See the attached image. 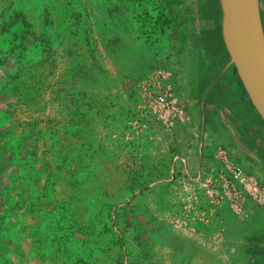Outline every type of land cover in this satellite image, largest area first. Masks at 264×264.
Segmentation results:
<instances>
[{"label": "rangeland", "instance_id": "1", "mask_svg": "<svg viewBox=\"0 0 264 264\" xmlns=\"http://www.w3.org/2000/svg\"><path fill=\"white\" fill-rule=\"evenodd\" d=\"M64 1L44 0L41 8L38 0H0V20L6 10L17 6L28 25L15 29L0 25V264L17 263L21 247L24 264L180 262L174 255L159 253L154 245L170 239L160 217H170L173 223L194 218L192 224L196 225L198 219L224 207L223 202L234 214L240 213L233 206L239 203L241 214L251 220L246 244L227 258L232 263L264 264V203L254 196V186L264 189V183L249 170L236 179L229 173L223 178L205 162L202 178L191 184L178 167L169 190L156 186L135 195L167 176L163 171L166 157L149 120L156 118L160 123L152 105L162 89L173 87L176 67L174 36L155 24L159 0H86L108 6L109 17L116 20L99 26L106 30L101 33L106 45L96 43L98 27L67 25ZM199 4L208 6L201 18L219 22L217 0H199ZM259 6L264 27V0H259ZM39 14L44 21L34 22ZM133 38L131 46L129 39ZM85 39L92 43L81 46ZM132 47L140 54L136 65L129 58ZM98 49L113 54L116 65L118 55L124 56L120 61L126 71L116 75L117 91L92 97L83 92L85 86L92 89L85 77L80 84L76 82L77 87H63L67 57L72 59L71 70L80 73L89 62L82 57V67L80 54L93 55ZM134 68L135 74L130 75ZM206 118L204 130L221 135L209 113ZM182 120L173 126H184L186 115ZM134 121L139 129L145 126L156 136L152 158L136 155L130 140L122 143L123 153L117 152L119 140ZM201 124L200 118V129ZM173 128L163 129L164 134L171 136ZM207 136L204 134L203 155L219 164V148L206 147ZM142 143L135 145L138 152ZM193 151V145H188L184 152L189 170L194 169ZM91 181L97 183L96 190L86 187ZM223 192H228L227 197ZM143 247V254L138 253ZM217 255L203 256L214 263Z\"/></svg>", "mask_w": 264, "mask_h": 264}, {"label": "flooded vegetation", "instance_id": "2", "mask_svg": "<svg viewBox=\"0 0 264 264\" xmlns=\"http://www.w3.org/2000/svg\"><path fill=\"white\" fill-rule=\"evenodd\" d=\"M163 1L166 2L168 25L175 31L173 90L187 121L182 127L175 126L171 136L178 139L182 134L184 137L186 148L182 155L188 145H193V170H189L190 162L186 158L190 175L197 174L199 169L194 155L197 132L201 131L199 121L201 118L202 126L206 125L209 113L221 135L203 128L204 134L208 135L206 147L222 149L244 173L249 174L245 171L247 169L250 175L259 176L264 183V122L251 105L235 67L230 64L221 36L218 0L215 12L220 16L219 22L201 18L208 6L200 5L199 0ZM215 129L211 127L212 131ZM204 163L200 166L202 173Z\"/></svg>", "mask_w": 264, "mask_h": 264}, {"label": "crops", "instance_id": "3", "mask_svg": "<svg viewBox=\"0 0 264 264\" xmlns=\"http://www.w3.org/2000/svg\"><path fill=\"white\" fill-rule=\"evenodd\" d=\"M43 1L44 0H38V2L42 4L41 8L44 7ZM64 6V12L68 14V17H66L65 20L66 23H69L67 25L74 24L77 25L76 27L78 28H87L89 27L87 26L89 24L92 29H94V27H98V32H96V39H98V42L96 43L97 45H99L100 43L106 45L107 40H105V36L101 37V33L106 30L99 28V26L103 27V25L109 21H116L115 19L109 17L108 6H104L103 4H100L98 2H86V0H65ZM76 7H78V10L76 9ZM72 8L74 9L73 16L71 14ZM43 12L41 13L43 14ZM40 15L41 14L37 16L34 22L40 23L41 21H44V17H41ZM0 25H4V29L10 27H13L14 29L23 27L27 28L28 26L27 22L25 21V16L23 15L22 9H18L17 6H15L10 11H5L4 16H2V19L0 20ZM17 38L23 39L21 36H17ZM124 39L125 38H122V40ZM129 40V44L132 46L131 41H134V38ZM88 43L90 44L92 42L85 39V42L81 43V46H85ZM131 49L132 53H130L129 58L131 59L132 64L136 65V63L140 60V54L137 48L134 49L132 47ZM91 53L93 55L83 56L82 54H80L79 57L82 67V57H86L84 58V60L86 62L89 61L90 63L87 62L88 64L84 66L85 70L81 68V72L76 74L71 70L72 59L70 55L67 57L68 65L67 69L61 76V85L63 87H77L76 82H79L80 84L82 78L85 77V82L87 81V84L89 82L92 86V89H87L88 86H85L84 89L86 90H83V92L92 93V97L96 94L104 95L117 91V81L115 80V78L117 77L116 75L121 74L122 72L123 74H125L124 71H126L124 69L125 64L120 61L124 56L118 55V65H116L117 61H113V54H110L108 52L102 53L99 51V49L98 51L95 50ZM107 62H110L111 65L107 66ZM136 68H134V71L132 70L128 73L130 75H133L132 73L135 74ZM103 76L104 80L100 79ZM131 125L132 128H130L127 133L123 134L122 139L119 140L118 143L121 146L117 147V152L119 154H121V152L123 153L124 145L122 143H126L127 140H130L132 142L131 144L133 145V148L137 153L136 155H139V157H142L144 159L152 158L153 149L156 148V142H154L156 141V136L152 132L147 131L145 126H142L143 128L139 129V126H137V121H134ZM136 141L138 143L140 141L143 142L142 147H139V150L141 149V152H138V150H136V147H138V143H135L136 147L133 143ZM111 155L114 156V154ZM86 187L94 188L96 190L97 183L91 181L86 184ZM85 198L90 201H92V199H94V201L96 200V198L83 196V199ZM83 199L81 198L80 201H82ZM82 203H84V200ZM224 203L225 202H223L224 207H221L214 211L215 214L211 213L208 214L205 218L198 219L199 222L196 225L192 224V220H195L194 218L186 219L184 217V219H177V221L175 220V223H173L172 221H170V217H167L165 215H163V217H160L163 222V226L168 231L170 239L165 240L164 242H161L159 244L154 242V245L157 247V251L159 253H164L170 258L172 257V255H174L180 260V262L170 260L167 264H241L230 262L227 258V254L238 251L239 247L246 244L247 228L249 227L248 224L251 220L245 214H234L228 212V204ZM3 213H7L5 208ZM21 218L23 219V215H21ZM79 231H82V229H80ZM24 238L25 240H28V235H26ZM31 246L32 242H30L29 244L30 248ZM139 250L142 251L143 254L144 247L142 249H138V253ZM18 252V262L15 264H24V249L21 247ZM206 253H214L216 255H220H217L218 257L215 259L214 263H210L204 260L203 255ZM221 254L224 255L223 258H220ZM6 263L10 264L8 261H6ZM137 263L145 264L143 259L138 261Z\"/></svg>", "mask_w": 264, "mask_h": 264}, {"label": "water", "instance_id": "4", "mask_svg": "<svg viewBox=\"0 0 264 264\" xmlns=\"http://www.w3.org/2000/svg\"><path fill=\"white\" fill-rule=\"evenodd\" d=\"M221 10V36L226 51L237 75L246 91L254 110L264 122V27L262 23L259 0H218ZM157 130V137L162 145L161 151L165 154L166 161L163 171L167 176L151 182L138 190V195L153 187L160 186L169 190L175 180L178 167L187 175L191 184L200 181L202 162L219 169V164L210 162L203 155L204 132H197V150L194 155L198 159L199 169L197 174L190 175L186 157L181 150L186 148L184 137H167L162 126L154 118H149Z\"/></svg>", "mask_w": 264, "mask_h": 264}, {"label": "built area", "instance_id": "5", "mask_svg": "<svg viewBox=\"0 0 264 264\" xmlns=\"http://www.w3.org/2000/svg\"><path fill=\"white\" fill-rule=\"evenodd\" d=\"M154 102L155 103L152 105V109L157 114V118L159 119L160 123L156 120V118L154 119L156 120L157 123H159L162 126L164 130L173 128L175 122L180 123L181 121H183L182 120L183 111L178 103V99L173 90L172 85H167L165 89H162L160 96H158V98ZM216 162L219 163L221 166L220 167L221 169H218V173L223 174V178L225 177L226 173L231 174V176L235 179L237 178V174L241 176V174L244 173L241 169L234 166V164L231 162V160L228 158L225 152L220 148L216 155ZM225 181L226 180L224 179L223 180L224 186L227 184V182ZM209 184H212L210 180H208L206 183V187L209 188L210 190L212 186ZM254 191H255V195H254L255 198H259L260 202L264 203V189L258 186H254ZM223 194L225 197H227L228 192L227 193L223 192ZM233 206L234 209L240 212L237 214H241V205L239 203H236Z\"/></svg>", "mask_w": 264, "mask_h": 264}, {"label": "trees", "instance_id": "6", "mask_svg": "<svg viewBox=\"0 0 264 264\" xmlns=\"http://www.w3.org/2000/svg\"><path fill=\"white\" fill-rule=\"evenodd\" d=\"M166 2L159 0L158 15L156 18V27L162 32H166L167 35H173L175 31L168 25L167 15H166Z\"/></svg>", "mask_w": 264, "mask_h": 264}]
</instances>
